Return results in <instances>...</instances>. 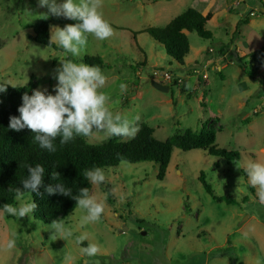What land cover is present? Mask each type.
<instances>
[{
  "label": "rangeland",
  "instance_id": "374dc122",
  "mask_svg": "<svg viewBox=\"0 0 264 264\" xmlns=\"http://www.w3.org/2000/svg\"><path fill=\"white\" fill-rule=\"evenodd\" d=\"M188 7L212 13L206 24L212 35L187 31L190 50L179 64L144 29L163 27ZM102 11L114 34L103 41L89 35L82 57L75 58L33 41L35 21L48 12L38 0H0V82L23 86L33 80L36 89L55 94L59 59L99 57L106 76L101 91L110 96L113 113L138 128L146 123L161 140L186 128L198 132L205 123L215 131L214 145L239 151L240 159L174 148L162 180L153 162L101 168L106 180L92 184L90 193L105 201L104 213L98 222L81 227L85 212L77 206L61 221L73 232L67 239L32 214L17 219L0 210V264L264 262V203L244 172L249 160L264 162V65L255 72L256 81L239 66L264 45V0H103ZM45 20L49 36L53 26L76 23L51 15ZM163 72L170 79H162ZM85 139L98 144L130 138L94 130ZM201 172L218 196L236 202L213 200L198 180ZM23 198L30 200L29 195ZM85 233L88 239L77 244L76 237ZM13 237L16 247L7 249ZM89 243L99 246L97 255L81 254Z\"/></svg>",
  "mask_w": 264,
  "mask_h": 264
},
{
  "label": "trees",
  "instance_id": "16d2710c",
  "mask_svg": "<svg viewBox=\"0 0 264 264\" xmlns=\"http://www.w3.org/2000/svg\"><path fill=\"white\" fill-rule=\"evenodd\" d=\"M211 17V12L203 14L193 7H188L165 26L149 27L144 29V32L161 44L169 57L182 64L190 50L186 31H195L203 38L211 37V31L206 29V24ZM32 39L37 43L63 51L54 42L50 43L49 24L45 19L35 21ZM248 56L249 62H239V66L247 77L256 81L258 77L255 76V72L264 65V45ZM67 58L74 60L70 56ZM82 60L89 65H98L100 68L105 66L99 57L84 56ZM138 64L144 65L145 59ZM261 77L264 78V76ZM0 86L6 88V91L0 92V210L3 209L4 203L12 205L16 203L15 189H22L21 181L28 175L26 165L41 164L45 168L46 185L62 183L72 190L73 195H76L82 187H87L91 191L92 184L85 178L84 172L86 169L95 167H114L120 163L131 164L142 161L153 162L158 165L157 179L162 180L174 148L184 151L202 149L209 155L225 161L240 159L239 151L217 148L214 145L215 131L207 127L205 123L198 132L186 128L183 131H176L163 140L157 139L153 128L146 123L139 126V131L134 138L126 141L110 139L106 142L91 144L86 141L85 136H76L72 141L62 145L60 138L57 137L54 141L56 151L51 153L39 146L33 138L35 134L29 129L15 131L8 126L10 116H19L18 107L22 104V95L25 93L31 95L37 83L29 80L26 85L13 86L0 82ZM54 171L60 173V178L56 181L52 180L50 175ZM198 180L213 200L228 204L236 202L231 196H218L202 172ZM105 189L108 192L109 186L106 185ZM40 191L43 193L42 197L28 191H24L23 195H29L30 199L36 201L38 207L32 215L43 224H50L52 220L64 221L77 207L76 201L70 196L49 195L43 188ZM111 197L108 194L110 201H112Z\"/></svg>",
  "mask_w": 264,
  "mask_h": 264
},
{
  "label": "clouds",
  "instance_id": "9594fccd",
  "mask_svg": "<svg viewBox=\"0 0 264 264\" xmlns=\"http://www.w3.org/2000/svg\"><path fill=\"white\" fill-rule=\"evenodd\" d=\"M40 7H46L48 12L43 14L46 19L49 15L63 17L76 23L65 24L63 27L53 26L50 43L55 42L65 53L72 57L81 58L87 46L88 36L97 40H106L114 34V30L103 14V0H38ZM60 67L55 69L57 80L54 86L55 94L47 90L34 89L31 95H22V104L18 107L19 116H10L9 128L20 131L27 128L34 133V140L39 146L54 153V141L60 138V143L66 144L76 136H89L94 130L105 132L108 136L134 138L139 131L134 121L120 113H113L108 105L110 96L101 91L106 84V76L98 65H89L68 58H61ZM6 91L0 86V92ZM121 93L127 92V85L120 84ZM27 178L21 181L22 189L16 188L18 206L9 203L3 204L2 212L13 217L24 218L34 213L38 205L34 199L24 200L23 193L28 191L42 197L44 192L70 196L76 205L85 214L81 217V227L98 222L105 210V201L92 195L87 187L79 189L73 195L70 188L62 183L45 184V168L41 164L26 165ZM250 187L255 188L256 196L264 203V162L249 160L244 167ZM51 179L60 178L59 172H52ZM85 178L93 185L105 182L106 176L100 167L86 169ZM50 230L61 239L73 236L71 229L66 228L59 220H52ZM88 239L87 234L76 237L77 244H83ZM7 249L16 247L15 238H10ZM81 254L92 257L99 253L96 243H89L80 249ZM257 264L264 262L257 261Z\"/></svg>",
  "mask_w": 264,
  "mask_h": 264
},
{
  "label": "built area",
  "instance_id": "2783aa9c",
  "mask_svg": "<svg viewBox=\"0 0 264 264\" xmlns=\"http://www.w3.org/2000/svg\"><path fill=\"white\" fill-rule=\"evenodd\" d=\"M194 71H196V70H194ZM162 79H164V80L170 79V73L169 72H163Z\"/></svg>",
  "mask_w": 264,
  "mask_h": 264
},
{
  "label": "water",
  "instance_id": "95a60500",
  "mask_svg": "<svg viewBox=\"0 0 264 264\" xmlns=\"http://www.w3.org/2000/svg\"><path fill=\"white\" fill-rule=\"evenodd\" d=\"M144 2L152 1V0H143Z\"/></svg>",
  "mask_w": 264,
  "mask_h": 264
},
{
  "label": "crops",
  "instance_id": "0c3cea01",
  "mask_svg": "<svg viewBox=\"0 0 264 264\" xmlns=\"http://www.w3.org/2000/svg\"><path fill=\"white\" fill-rule=\"evenodd\" d=\"M186 33H187V31H186Z\"/></svg>",
  "mask_w": 264,
  "mask_h": 264
}]
</instances>
